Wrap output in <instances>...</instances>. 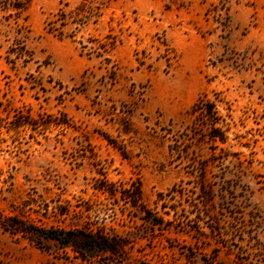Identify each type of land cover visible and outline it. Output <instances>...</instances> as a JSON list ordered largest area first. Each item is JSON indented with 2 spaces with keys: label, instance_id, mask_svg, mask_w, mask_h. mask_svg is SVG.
<instances>
[{
  "label": "rangeland",
  "instance_id": "obj_1",
  "mask_svg": "<svg viewBox=\"0 0 264 264\" xmlns=\"http://www.w3.org/2000/svg\"><path fill=\"white\" fill-rule=\"evenodd\" d=\"M16 1L0 0V264H129L15 220L126 236L132 264H264V0H30L18 22ZM109 183H140L166 225Z\"/></svg>",
  "mask_w": 264,
  "mask_h": 264
},
{
  "label": "trees",
  "instance_id": "obj_2",
  "mask_svg": "<svg viewBox=\"0 0 264 264\" xmlns=\"http://www.w3.org/2000/svg\"><path fill=\"white\" fill-rule=\"evenodd\" d=\"M30 0L24 4L16 1L13 4L14 16L19 21L22 13L28 7ZM169 9V8H168ZM55 19L47 21L48 31L55 33L58 36H63V26L65 25L66 13L64 8H60L55 14ZM60 22L61 26H57ZM114 39V38H113ZM116 42L113 40L109 42L105 51H111L115 47ZM140 64L144 65L145 62L140 60ZM204 113L208 119V131L206 132V139L211 143L227 141L226 131L218 126L220 122L219 115L216 111L214 103L207 101H199L192 107L191 113ZM25 124V123H24ZM30 124V123H28ZM22 124L18 125L20 127ZM104 193L111 196H116L119 199H124L132 207H139L144 213V219L153 225L164 226L166 221L163 217H155L154 214L143 204V191L140 183H132L130 187L119 189L114 183L99 188ZM14 219V218H13ZM24 221H13L9 224L14 227L16 232L30 234L33 238L32 241L38 240H52L60 245L63 250L70 249L76 256H81L85 259H91L97 256H106L113 259H120L121 263L132 264L133 258L131 255V242L126 236L110 235L107 232L100 231L98 228H75V229H43L35 226L34 224L25 225Z\"/></svg>",
  "mask_w": 264,
  "mask_h": 264
}]
</instances>
